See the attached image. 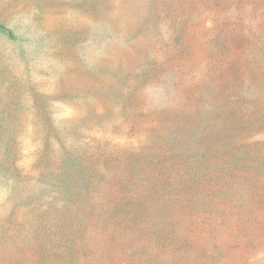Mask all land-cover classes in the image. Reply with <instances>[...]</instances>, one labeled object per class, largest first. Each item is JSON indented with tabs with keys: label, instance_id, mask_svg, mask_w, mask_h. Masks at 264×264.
I'll list each match as a JSON object with an SVG mask.
<instances>
[{
	"label": "rangeland",
	"instance_id": "rangeland-1",
	"mask_svg": "<svg viewBox=\"0 0 264 264\" xmlns=\"http://www.w3.org/2000/svg\"><path fill=\"white\" fill-rule=\"evenodd\" d=\"M1 25L0 264H264V0H0Z\"/></svg>",
	"mask_w": 264,
	"mask_h": 264
},
{
	"label": "trees",
	"instance_id": "trees-1",
	"mask_svg": "<svg viewBox=\"0 0 264 264\" xmlns=\"http://www.w3.org/2000/svg\"><path fill=\"white\" fill-rule=\"evenodd\" d=\"M0 30L2 32H6L5 27L2 26V25L0 26ZM5 34L10 35L8 32L5 33ZM253 43H254L253 41H251V40L249 41L248 40L247 41V46H245V48L248 50V54L249 55H250V51L252 49V44ZM247 62H249V57H246L243 61H241L240 67H242L243 69H245V63H247ZM246 69H249V67H247ZM231 76L235 80L237 86L243 85V83L240 84V82H243V81H241V77H240L241 75L237 72V70L232 71V73L230 74V77ZM230 88H234V87H231V85H230ZM241 88H243V87L240 86V87H238L236 89L239 90ZM251 102H252V105H253V103H255V101L253 99L251 100ZM234 110L243 111V107L241 106V107L236 108V109L235 108L234 109L232 108V109L229 110L228 113H227V111L224 112V116L225 117H228L231 114V112H233ZM239 111L236 112L237 118L242 121L239 129L245 127L246 124H250V123H251L250 125H253L254 124V123H252V122L255 121V117L253 115H247V113H244V112L241 113ZM233 118H235L234 115H233ZM233 118H232V120H233ZM214 123H215V121H214ZM217 124H220L219 123V120H218ZM233 124L236 126V122H228L227 125L225 124L223 127H221L223 133L225 134L224 137H226V140L229 141V143H228V148L229 149L225 153V155L223 154L224 157H226L227 159L225 161H223V162H226L228 160L229 161V164H232L234 161H239V163L241 164V163L244 162V160H239L240 157H238L237 155H235L233 153V149H232V145H231V140H232L231 136L233 135V129H234ZM210 135H208V134L202 135L201 136V139H200V142H203L206 138L210 137ZM203 137H205V139H202ZM250 152L251 151H249V150L246 151L247 156H249L251 154ZM197 160H198L199 163H201L204 166V170L206 172L205 174H208L207 177H209V174H211L212 172L214 174L217 173V172H214L213 170L210 169V166L208 164H206L207 161L205 162V159L204 158L198 157ZM7 165H8V162L6 161V158L5 159L3 158L2 161H1V163H0V170L2 171V174H3V176L6 179H8V176L12 174V173H10V171H11L10 170V167L7 166ZM185 165L186 164L182 165L179 169H173V170H171L172 176H174V177H171V174L169 172V177L165 181H163V183L161 185H160V183H161V181H160L159 185L164 188V191L159 190V193L162 192L164 194V193L167 192L166 190H168L170 192L171 191L177 192L178 188L179 189L182 188L185 192H186L185 189H187L188 191H193L194 190L193 185H192V181H193L194 178H197V176H195L194 170H192V169L190 170ZM175 182H176V184L179 183L178 184V187L175 186ZM61 188L62 189L59 191L60 192V195H62L63 197H70L69 195H70L71 190L69 189V187H61ZM130 210H132V209L129 208L128 211H130ZM122 213H124V212L116 211V214L114 216H112V217H114V218L117 217V216L119 217V215H122ZM64 226L66 227V224ZM69 228H71V227H68L67 229H69ZM59 229H60V231H59V244L60 243H63V242L64 243L70 242L69 244H66L64 246L66 247V252L69 250L68 251V254L69 255H72L73 248H74V246H73L74 240H72V238L75 237L74 232L72 231L71 233H68L67 230L65 231V228H61V227ZM70 258L72 259V256Z\"/></svg>",
	"mask_w": 264,
	"mask_h": 264
}]
</instances>
